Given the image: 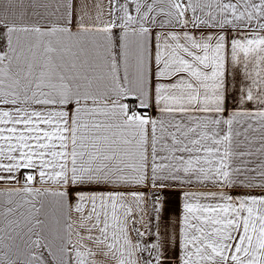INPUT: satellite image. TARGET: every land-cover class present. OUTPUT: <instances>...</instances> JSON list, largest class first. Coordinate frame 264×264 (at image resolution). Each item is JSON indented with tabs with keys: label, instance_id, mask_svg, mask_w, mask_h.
<instances>
[{
	"label": "snow or ice",
	"instance_id": "6c2138e0",
	"mask_svg": "<svg viewBox=\"0 0 264 264\" xmlns=\"http://www.w3.org/2000/svg\"><path fill=\"white\" fill-rule=\"evenodd\" d=\"M0 264H264V0H0Z\"/></svg>",
	"mask_w": 264,
	"mask_h": 264
}]
</instances>
